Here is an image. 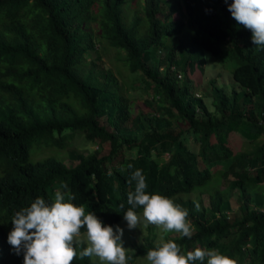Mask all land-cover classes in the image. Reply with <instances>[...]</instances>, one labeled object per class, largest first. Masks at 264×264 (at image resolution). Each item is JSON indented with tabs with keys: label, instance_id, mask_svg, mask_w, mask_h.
I'll return each mask as SVG.
<instances>
[{
	"label": "trees",
	"instance_id": "trees-1",
	"mask_svg": "<svg viewBox=\"0 0 264 264\" xmlns=\"http://www.w3.org/2000/svg\"><path fill=\"white\" fill-rule=\"evenodd\" d=\"M231 2L0 0V264H23L5 230L14 212L38 196L51 202L63 185L104 224L123 217L135 188L128 164L142 170L146 192L189 212L192 237L172 232L165 240L182 252L215 249L237 264H264V137L254 141L264 135V48L231 16ZM101 38L150 88L132 111L111 69L86 57ZM203 49L215 56L226 49L236 87L225 91L208 76L195 92L186 74L192 65L202 70ZM73 131L96 145L69 149V161L35 156L34 144L61 146ZM230 131L253 145L233 150ZM228 188H236L234 207ZM158 241L149 231L126 254L147 253ZM72 264L94 262L77 255Z\"/></svg>",
	"mask_w": 264,
	"mask_h": 264
},
{
	"label": "clouds",
	"instance_id": "clouds-1",
	"mask_svg": "<svg viewBox=\"0 0 264 264\" xmlns=\"http://www.w3.org/2000/svg\"><path fill=\"white\" fill-rule=\"evenodd\" d=\"M227 7L234 20L251 31L253 45L264 48V0H232ZM127 169L129 183L135 182L134 191L127 194L129 207L123 211L128 229L139 228L143 222L161 228L164 234L176 232L190 239L193 228L188 210L169 197L146 192L148 184L142 170L132 171V164ZM62 188L54 192L51 202L38 196L12 215L13 227L7 239L17 255L23 253V264H72L77 255L81 259L96 257L101 264H128L124 230L119 225L114 230L94 212L86 213L83 206L72 202L76 197L68 186ZM138 208H142V216ZM81 229L85 230L84 238ZM146 260L149 264H237L215 249L196 247L182 252L180 245L163 236L147 251Z\"/></svg>",
	"mask_w": 264,
	"mask_h": 264
},
{
	"label": "rangeland",
	"instance_id": "rangeland-1",
	"mask_svg": "<svg viewBox=\"0 0 264 264\" xmlns=\"http://www.w3.org/2000/svg\"><path fill=\"white\" fill-rule=\"evenodd\" d=\"M176 15V12H173ZM90 25L94 27V23L90 21ZM95 48L89 51H86V57L92 59L96 64L106 65L111 69V78L115 81L118 80L123 93L129 97L130 99V111L136 109L141 106L140 99L143 97L150 96V88L144 87L143 80L141 78V74L138 70L130 71L125 68L123 65V59L121 58V50L116 49L113 46L109 45L104 39H99V41H95ZM202 55L204 57V61L202 63V70H198L196 65H192L189 71L187 72V76L191 80V83L194 85L193 88L195 92H199V88L197 86L205 80L208 76H213L216 84L220 85L225 91H228L230 87H236V82L232 79L230 75V65L232 64V59L227 57L226 49H222L218 55H213L209 50L203 49ZM186 79L185 75L182 73V76L177 78L178 83L184 82ZM203 100L207 107H211L210 95H203ZM180 124V123H179ZM181 125H184L181 123ZM172 127L177 128V125ZM65 134L68 133L67 130H64ZM184 134L186 131L184 130ZM264 135L257 136L254 141H259L263 138ZM254 141L246 140L239 136V134L235 131H230L228 137V143L233 150H238L242 148H249L253 145ZM96 143L91 139H88L84 136L81 131H73L69 136H65L62 140L61 146L51 144H45L43 142H39L34 144L33 150L35 152V156H39L45 153H52L58 155L64 161H69V149H75L79 151H87L92 149ZM106 143H101L100 147L105 146ZM132 147L125 148V153H132ZM219 164L211 165V169L217 167ZM227 173V171L225 172ZM252 178V176H250ZM223 183L222 180L219 182V186ZM235 192L236 188H228L227 194L230 198V205L232 207L235 206ZM191 195V193H190ZM202 203L206 204L205 193H201ZM182 203L180 202V205ZM138 214L142 216V208L137 210ZM113 226L115 230V226L119 225L123 230V246L125 249H129L132 247L133 242H140L142 240V235L148 233L149 231L153 232L154 240H160L161 237H164V233L162 229L151 224L141 223L139 228L128 229L126 221L123 217L118 218L116 221L107 224ZM5 230L9 233L11 231L9 223L6 224ZM172 234V233H171ZM85 230H81V238H84ZM94 264H101V262L96 257H91ZM128 264H149L146 260V253L136 254L131 256Z\"/></svg>",
	"mask_w": 264,
	"mask_h": 264
},
{
	"label": "built area",
	"instance_id": "built-area-1",
	"mask_svg": "<svg viewBox=\"0 0 264 264\" xmlns=\"http://www.w3.org/2000/svg\"><path fill=\"white\" fill-rule=\"evenodd\" d=\"M178 74V73H177ZM264 122V119H261Z\"/></svg>",
	"mask_w": 264,
	"mask_h": 264
}]
</instances>
